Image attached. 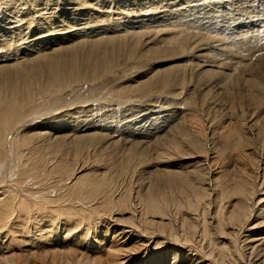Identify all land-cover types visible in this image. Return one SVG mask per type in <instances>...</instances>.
I'll list each match as a JSON object with an SVG mask.
<instances>
[{
	"label": "bare ground",
	"instance_id": "1",
	"mask_svg": "<svg viewBox=\"0 0 264 264\" xmlns=\"http://www.w3.org/2000/svg\"><path fill=\"white\" fill-rule=\"evenodd\" d=\"M51 1L56 3L54 8L49 7L52 5L50 0H44L43 4H40L47 6L44 8V14L48 13L45 15L48 19L45 21L41 19L44 26L45 24L50 26L47 29L49 32L56 31L48 38L52 40L50 44L45 42L43 37L35 39L32 44L27 41L23 31L5 29L8 23L5 19L0 21V54L4 52L0 55V71L19 67L18 73L23 75L22 79L28 74L34 76L44 74L47 77L46 89H49L51 100L46 103H52V107L44 105L37 117L33 118H41L40 116L44 114L60 109L58 106L60 102L64 107L56 115L53 113L54 117L45 116L50 118V121L40 126L46 129L47 133L35 132L34 129L35 137L47 139L44 142L39 140L40 144L51 141L50 143L58 148L76 149L85 146L92 150L113 149L110 151L116 152L117 156L118 153H123L120 156L123 155L121 157L128 160L120 163L118 167L120 174L118 172L117 175L115 172L112 174V171H115L113 163L109 166L110 169L113 166L111 176L108 178L106 173L103 174L110 181L116 176L119 177L118 175H122V179H129L126 182L122 181L123 184H113L110 195L115 196L121 205L124 204L123 199H126L132 210L134 202L140 203L142 197L147 210L159 217L158 220L146 219L143 226L146 228L149 225L160 231H165L169 226L166 233L157 234L160 239L157 245L164 246L163 250L166 251L171 244L173 260L178 259L183 252L186 257L195 252L207 258L208 264H264V0H152L153 2L146 0L147 4L143 3L144 0H137L135 5L126 3L122 6L123 10L132 9L131 13L136 12L131 16L117 10V7L114 14L108 12L103 16L102 11L92 10L86 5L81 6L77 0ZM90 1L98 9H101L103 4L106 10L109 8L108 0H89L88 5ZM0 2L6 5L7 11H15L23 2L38 5L37 0ZM79 5L80 8L75 7ZM144 11L146 14H143ZM33 13L38 11L34 9ZM3 14L6 16L10 12ZM42 32L44 31L39 33ZM24 45L27 49L21 50ZM10 55L14 57L8 59ZM157 55L162 58L168 57L170 61H178L148 68L151 62L147 64L145 60H151L150 56L156 59ZM4 56L7 57L1 59ZM128 59L135 60L137 66L147 64L148 69L138 76L135 75L136 77L132 76L127 83L124 81L125 86L117 89L118 91L114 90L115 92L110 95L112 98L108 96L107 102L116 101L118 108L106 111L103 116L108 115L116 120L112 121L109 118L108 123L94 124L96 118L84 108V102L89 100L91 103L93 97L107 89L106 80L101 78L110 72L116 76L117 73L112 71V67H119ZM127 77L128 74L122 73L116 81L126 80ZM227 81H231V90H227ZM84 84L87 85V89L81 93ZM68 89H71V96L66 94ZM31 90L26 81H21V77H17L12 80L9 96L0 97V106L12 107L18 104V97L28 98ZM152 92L157 93V96L162 94L158 97L160 105L155 103L153 108L147 106L145 102L141 111L149 112L151 109L152 113L146 117L142 115L145 117L142 119V116V118L138 116L140 110H136L134 106L132 108V105H139L142 100L140 98L151 97ZM92 102H95V98ZM97 102H101L100 99H97ZM74 103L85 110L74 112L67 108ZM19 105L20 109L22 106ZM121 107L130 108L122 110ZM42 110L44 113H41ZM129 110L132 111L131 114ZM3 111L0 110V119L5 116ZM89 115L91 117H87ZM133 116L135 120L136 117L140 119L134 122L127 121ZM99 119L101 120V117ZM143 121L145 122L141 129L136 131L139 125L135 126ZM119 141H122L123 145ZM135 141L138 144L150 143V147H153L154 151L151 148L150 150L154 154H149V157L159 160L153 166L155 169L143 172L142 166L146 164L143 161L147 153L142 154V149H139L142 145H135ZM134 150H140L145 159L142 160L141 155L137 157ZM126 151L133 153L130 157H125ZM144 151L148 152L147 149ZM191 151H194L193 155ZM102 152L99 153L103 154ZM214 154L218 157L223 156L222 176L226 178L213 174L210 164L216 161L212 160ZM122 158L120 159L123 160ZM138 160L144 165L140 164L136 172L138 167L134 168L133 165L132 169L131 165L141 163ZM134 161L136 162L133 163ZM178 162L180 164L177 168H173L172 165ZM0 163L2 164L1 161ZM106 172L110 173L108 170ZM126 175L129 177L126 178ZM102 177H97L99 181H90L89 183L94 184L91 187L96 189ZM125 183H136L132 198L123 195L128 186ZM180 183L185 185L179 186ZM106 184L109 183L103 185ZM156 184L170 186L184 193L187 211L171 213L170 206L160 203L155 193H152V187ZM19 188L23 190L22 186L6 184L0 192V229L8 227L7 232L19 218V215L17 218H10L14 212L11 207L14 201L18 199L16 207L18 212L29 209L27 200L38 201L34 198L29 199L26 194L28 192L18 194ZM172 202L177 206L182 205L181 201L173 199ZM37 207L45 209V212L38 211L42 214L43 217L40 218L44 223L53 217H60L55 208L46 209L44 205ZM53 212H56L55 216L47 217L48 213ZM137 214L139 223L136 227L140 229L144 219L139 211ZM64 220L63 218V223ZM27 222L25 220L24 223ZM82 231L84 236L79 238L85 241L87 232L88 236L90 235L89 227L86 226ZM209 231L217 234L214 245L207 242ZM53 235H58L56 230ZM79 238H76L78 242ZM90 244L89 242L88 245ZM226 248L228 251H223ZM154 249L156 250V247ZM150 252V248L147 252L144 250L142 261L140 259L141 264L158 262L156 252ZM15 257H6L2 264H18ZM127 262L125 258L112 261L111 264ZM64 264L70 263L66 260ZM86 264L92 263L89 260Z\"/></svg>",
	"mask_w": 264,
	"mask_h": 264
},
{
	"label": "rangeland",
	"instance_id": "2",
	"mask_svg": "<svg viewBox=\"0 0 264 264\" xmlns=\"http://www.w3.org/2000/svg\"><path fill=\"white\" fill-rule=\"evenodd\" d=\"M43 1L44 0H42V2L37 0L38 5H36V3L31 4L32 2H27V3L23 2V5L17 6L15 11H7L6 5L3 4V2H0V4H2L0 5V21L5 19L6 23H8L5 29H11V30L20 29L21 31H23L22 33L23 34L25 33L27 37V41L29 40L32 44L34 43L33 41L35 39H40L42 37L45 42H49L50 44L52 40H48V38L54 35L56 31H50L51 33L47 31L48 27L50 28V26L49 25L46 26L45 24L46 26L45 27L43 24L44 22H42L41 20L43 19V21H45L46 19H48L45 16L48 13L44 14L45 13L44 8H46L47 6L40 5V4H43ZM88 1L87 0H82V1L77 0V3L80 4L81 6L83 5L89 6L92 10L95 9V11L96 10L102 11L101 12L102 15L103 14L107 15L108 12L109 13L111 12L112 14H114V11H117V10L127 13L129 16L134 15L136 13V12L131 13L133 12L132 9H130L132 10L131 12L130 10L129 11L123 10L122 6L126 3L135 5V2L137 0H134V1L133 0H122V1L121 0H118V1L110 0L109 1L108 0L107 3L109 4V8H107V10L104 4L102 5L101 9H98V7L95 4L93 5V2L91 1H90V5H88ZM153 1L151 0V2ZM145 2L147 1L144 0L143 3ZM50 3L52 5H50L49 7H53L56 5V3L52 2L51 0H50ZM80 5L75 6V7L80 8ZM116 7H117V10H116ZM28 8L30 9L32 13L34 12V9L38 11V13H33L32 15H30L31 12L26 11L28 10ZM60 9H64V8L60 7ZM4 12L5 13L10 12V14L4 16L3 14ZM38 14H41V15H38ZM143 14H146V11H144ZM148 15H150V12ZM19 16H22L23 18ZM20 18L22 19L20 20ZM24 29L26 31H24ZM29 31L30 32L33 31V32L30 33ZM41 31H44V32L39 33ZM26 33L33 37L30 38V36H28ZM35 33H37L36 36H35ZM23 34L21 35V37L23 36ZM26 49H27L26 45H24L21 48V50H26ZM3 53H1L0 55H2ZM6 57L7 56H4V58H1V59H5ZM13 57L12 55H10L8 59L13 58ZM150 58L153 61L145 60L147 64L151 62L148 65L149 67L147 66V64L137 66V64H135L136 62L135 60L128 59V61H126L127 64L125 62L119 67L118 66L112 67L113 68L112 71L114 70L117 73L116 76H113V73L110 72L111 74L108 73L106 74V76H103L101 78V80H106L105 85L107 86V89H103L101 91L102 93L99 92L95 97H93V99L90 100L91 103L89 102V100L85 101L84 102L85 104L81 103L85 105L84 108L88 110V112L93 114L94 117L96 118L94 119L95 121L93 120L94 124H103L104 122L108 123L110 117L108 115L107 117L103 116V113H105L106 111L110 109L113 110V109L118 108L117 106L118 104H115L117 103L116 101L109 100L110 102L113 101V103L107 102L108 96L112 98V96H110L111 93L118 91L117 89L119 88L122 89L125 86L124 81H126L127 83V80L128 81L129 79L131 80L135 75L138 76L142 74L146 70L147 67L148 68L159 67L160 65H163V64L174 63L178 61V60L170 61L168 57L162 58L159 55H157L156 59H152V56H150ZM162 60H165V61H162ZM143 66H145L144 69L141 68ZM135 67L137 68V71ZM19 69H20L19 67H15V68L0 71V97L7 98L9 96L12 80L16 79L17 77H21V81H26L28 83V86H30L32 89L31 94L28 98H25L22 96L18 97V101H19L18 104L12 107L6 106V105L0 106V110L3 109L4 110L3 112L5 113L4 118L0 119V126H1L0 128L1 130L0 131V134H1L0 135V159L1 160L0 161L2 162V164L0 163L1 164L0 167L2 169L0 171V182H1L0 192L4 189V185L6 186L7 184L8 186H10V184L11 185L16 184L18 186L23 187V190L19 188L18 194L21 195V193L28 192L26 194L29 196L28 197L29 199L34 198L36 201L38 199V201L34 202V201L27 200L26 201L28 203L27 207L29 209L23 210L21 212H18L16 210V207L18 206L17 204L18 199H16L14 203L11 205L14 212L12 213L10 218L11 219L17 218L18 215H19V218H17L18 221L15 222V225H13L12 228H10L11 229L10 231L7 232V230H9L8 227L0 229V264H2V262L4 263V261L2 260L6 259V257L12 258V256H16L15 257L17 259L16 263L18 264H64L66 260H68L70 264H86L87 261L89 262V260L91 261L92 264H111L112 261H115V260L118 261V259L124 260L125 258L128 260V262L125 264H138L140 259L142 261L144 250L146 249V252H147L149 248L151 249L150 253L156 252L155 257H158V262L157 263L152 262V264H195L196 261L199 262L196 264H208L209 260L207 258H203L201 255L195 254V252H192L189 255V257H186V254L183 252L178 257V259L173 260L172 254H171V249H172L171 244H169L170 247H168L166 251L163 250L164 246L159 247V245H157V243L160 240L157 234L166 233L169 226L166 228L165 231H160L155 227H149L148 224H147L148 227L146 228L143 226L144 221L146 219L152 218L154 220H158L159 217L155 214H151L149 210H147L146 204L143 201L142 197H140L141 198L140 203L136 204L134 202V206L132 210L127 205L128 201L126 199H123L124 204L121 205L120 203L116 201L115 196L110 195L111 187L113 186V184L115 183L123 184L122 181L126 182L127 179H129L127 178L129 176L127 175H126L127 179L125 178L122 179V175H118L119 177L116 176V178L113 181H110L109 179L106 178V177L109 178V175L111 176V171L113 169V166L115 168L113 170L115 171H112V174L116 173L117 175V172L119 173L118 167L120 163L122 161L128 160V159H123L122 158L123 155H121L122 157L120 156V154H123V153H118L120 156L119 157L117 156L115 151H114L115 153L111 152L113 149L112 150L110 149L111 150L110 151L108 148L107 150L106 149L104 150L112 154H109L105 152L104 150H92L91 148L85 147V146H82L76 149L74 148L67 149L66 147L58 148L57 146L54 147V145L50 143L51 141L40 144V142H44L47 139L43 140L42 137H35L34 129H36L35 132L43 131L44 133H47L46 129L44 128L42 129L40 125H42L44 122L50 121V118L48 117H54L52 116L53 113L54 115H56L58 112H60V110L64 109V107L61 106L62 102H60L58 104V106L61 107L60 109L54 110V112L51 111L47 115L44 114L40 116L41 118L39 117L36 119L33 118V117H37L40 110L43 109L44 105L47 106L48 108L52 107V103L51 104L46 103L51 100L49 89H46V87H48L47 77L44 74H39L37 76H34L33 74H28L26 76L24 75L25 79H22L23 75H20L18 73ZM121 72L128 74L129 77H127L126 80H120V82H117L116 80H118L117 78H119L120 75L122 74ZM111 77L114 78V80ZM108 79H111L113 81L108 80ZM114 87H116V89ZM86 89H87V85L84 84L83 89L80 92L82 93V91ZM227 90H231V81H227ZM69 93H71V89H68L66 91V94H68V96H71L72 93L71 94ZM158 95L160 96L162 94H158ZM159 96H157V93L152 92L151 93L152 98L150 96L148 98L143 96L142 98H140L142 100H140L139 105H132V108L134 106L136 110L137 109L140 110V112L138 113V116L141 117L143 115L146 117L150 113H152L151 112L152 110L150 109L151 111L149 110V112L148 110H142L143 112L141 111L142 107L145 105V102L147 106L154 108L155 103H157L156 105H160V103L158 102L160 101V98H158ZM94 98H95V102L93 103L92 101H94ZM150 98L154 100L156 99L157 102H154V100L151 101ZM97 99L98 100L100 99L101 102H97ZM148 100L149 102H147ZM23 102H25L23 105H19L20 103H23ZM18 105L22 107L19 109ZM67 108L71 109V111H74V112H78V111L81 112V110H85L79 104H75V103L74 105H71V107L67 106ZM125 108L127 107H121L122 110ZM92 110H95L96 112H93ZM130 111L131 110H129V114H131L132 112ZM41 113H44V110H42ZM95 113L96 114L98 113L99 115L98 114L96 115ZM45 116H48V117L45 118ZM135 116L137 115L135 114ZM135 116H133L134 118L133 117L128 118L127 121L130 120L134 122L140 119V117H136V120H135ZM87 117H91V115ZM99 117H101V120L102 119L104 120L101 121ZM145 117H143L142 119H144ZM110 120L115 121L116 119L110 118ZM144 122L145 121L135 126L137 127L139 125L136 128V131L141 129V125H143ZM154 122L155 121L153 120L152 123L154 124ZM30 124L32 125L30 126ZM145 124L148 125V123H145ZM153 124L151 125L153 126ZM25 138H27V140ZM119 142L120 144L123 145L122 141H119ZM135 142L136 144L135 143L134 144L137 146L140 144L142 145L141 148L139 146V149H142L141 150L142 154L147 153L146 155L144 154L147 160L142 156V154L140 153L141 152L140 150L139 151L134 150L135 155L137 157L141 155L140 156L142 157L141 159L142 160L145 159L143 163L144 164L146 163L147 165L146 164L144 165L140 161L141 159L139 158L140 160L138 161H140L141 163L138 164L137 162L136 164H132L131 167L133 165H135L134 168L138 167L135 170L136 172L140 168L141 165H144L142 166L144 169L143 172L155 169L153 166L156 163H158L159 160L157 158L153 159L152 156L149 157V154L150 155L151 153L154 154V152L151 151V150L154 151V149H152L153 147H150L149 145L150 143L149 144L148 143L138 144L137 141ZM145 145H146V148L143 149V146L145 147ZM15 147L18 149H16ZM83 148H84V152H83ZM145 149H147L148 152L144 151ZM80 151H82L81 154H80ZM194 151H191V155H193ZM99 152L100 153L102 152L103 154H100ZM132 153H133L132 151H128V152L126 151L124 156L130 157ZM110 155H112L111 158H110ZM113 156L114 157L116 156L115 160ZM212 156L215 157V159L213 157L212 160H216L215 162L214 161L212 162L213 164L212 163L210 164V166H212L211 167L212 172L214 175L216 174L217 176L218 175L222 176L223 175L222 164L224 165L223 156L219 155L218 157L217 154H214ZM109 158H110V163H108ZM112 158L113 160H111ZM120 158H122L123 160H121ZM135 159L137 158L135 157ZM149 159L152 161L150 162ZM135 162L136 161H134L133 163ZM112 163L115 165H113ZM179 164H180L179 162L175 163L172 165V167L176 169ZM111 165H113L112 169H110L111 167L109 168V166ZM107 167L109 169H107ZM84 170L85 172H88V174L86 173L87 175L85 174ZM107 170L110 171V173L106 172ZM100 172L102 174L106 173L108 176L106 175L105 177L104 174L102 175ZM96 175L98 178H100V176L101 177L104 176V178L103 177L101 178L99 186L96 187L95 185L96 189H94V187H91V185L94 186V184H91L89 182L92 180H98ZM93 177L95 179H93ZM222 178H226V176H222ZM106 182L109 184L103 185ZM126 185L128 186L124 190L123 195L129 196L132 198V192L136 187V183H129ZM184 185L185 184L183 183L179 184V186H184ZM121 186L122 188L124 187V185H121ZM15 188H17V186H15ZM152 189H153L152 193H155L160 203L170 206L169 209L171 213L175 211H182V212L187 211V208L185 207V204H184L185 197H186L184 193L179 192L175 189H172L170 186L164 187L162 184L153 185ZM162 193H163V197H161ZM173 199L175 201H181L182 205L181 206L174 205L172 202ZM38 205H44L46 206V209H51V210L52 208L57 209V212L60 213V217L59 218L53 217L56 215V212L48 213L47 217L51 216V218L52 217L53 218L48 219L45 223L42 222L44 221V220H41L43 216L42 214L38 213V211L45 212V209L41 210L40 208L37 207ZM137 211H139L142 214L141 217L142 219H144L143 224L140 227V229L136 227V225L139 223L138 222L139 214H137ZM87 217L89 219H87ZM63 218L65 219L64 223H63ZM178 219L179 221L181 220L180 217ZM25 220H27L28 222L24 223ZM86 226L87 228L89 227L90 235L88 236V232H87L85 236V241H82V239L80 240L79 237L81 236L83 238L84 235H83L82 230ZM126 226H129L132 228H128ZM54 230H56L58 234L57 236L53 235ZM91 234L93 235V237ZM76 238H79V242ZM86 238L88 239L86 240ZM216 238H217L216 232L209 231L207 242L214 245V241L216 240ZM89 242L91 243L90 245H88ZM155 247H156V250L154 249ZM223 251L227 252L228 249L227 248L223 249ZM164 254L165 255L167 254V256H164ZM79 258L80 259L82 258V259L80 260ZM141 261L139 264H141Z\"/></svg>",
	"mask_w": 264,
	"mask_h": 264
}]
</instances>
